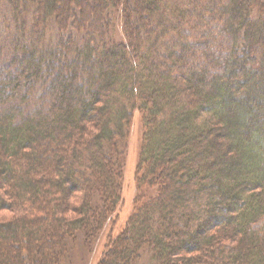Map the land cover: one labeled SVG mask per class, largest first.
I'll return each mask as SVG.
<instances>
[{
	"label": "trees",
	"instance_id": "obj_1",
	"mask_svg": "<svg viewBox=\"0 0 264 264\" xmlns=\"http://www.w3.org/2000/svg\"><path fill=\"white\" fill-rule=\"evenodd\" d=\"M3 211L0 264H264V0H0Z\"/></svg>",
	"mask_w": 264,
	"mask_h": 264
},
{
	"label": "rangeland",
	"instance_id": "obj_2",
	"mask_svg": "<svg viewBox=\"0 0 264 264\" xmlns=\"http://www.w3.org/2000/svg\"><path fill=\"white\" fill-rule=\"evenodd\" d=\"M192 64V63H191ZM138 118L134 119L133 126L128 136L125 166L123 168L122 178V204L118 217V228L115 227L113 235H116L121 227H123L126 218L132 211L133 200L135 197L134 175L137 166V155L139 147V134L137 130ZM14 215L11 212H0V221L9 220ZM102 233L101 237L96 240L86 243L85 240L79 238L67 245V253L62 260V264H97L105 244V234ZM47 254V250L45 251ZM137 264H148L147 257L140 254Z\"/></svg>",
	"mask_w": 264,
	"mask_h": 264
}]
</instances>
